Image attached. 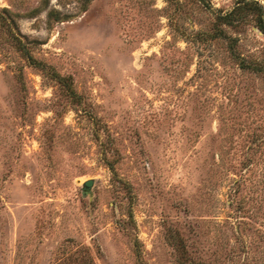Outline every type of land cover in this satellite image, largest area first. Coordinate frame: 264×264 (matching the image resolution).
<instances>
[{
    "label": "rangeland",
    "instance_id": "1",
    "mask_svg": "<svg viewBox=\"0 0 264 264\" xmlns=\"http://www.w3.org/2000/svg\"><path fill=\"white\" fill-rule=\"evenodd\" d=\"M249 2L0 0V264H264Z\"/></svg>",
    "mask_w": 264,
    "mask_h": 264
},
{
    "label": "trees",
    "instance_id": "2",
    "mask_svg": "<svg viewBox=\"0 0 264 264\" xmlns=\"http://www.w3.org/2000/svg\"><path fill=\"white\" fill-rule=\"evenodd\" d=\"M249 5L255 7L258 10L257 14L259 16L256 18V26L264 34V20L262 18H260V11H259L260 10V6H258L256 4V2H249ZM232 12H233V10L230 11L228 14H226L225 17H227V15L231 14Z\"/></svg>",
    "mask_w": 264,
    "mask_h": 264
},
{
    "label": "water",
    "instance_id": "3",
    "mask_svg": "<svg viewBox=\"0 0 264 264\" xmlns=\"http://www.w3.org/2000/svg\"><path fill=\"white\" fill-rule=\"evenodd\" d=\"M93 180L87 179L82 183V193L86 194V192L89 190V188L92 186Z\"/></svg>",
    "mask_w": 264,
    "mask_h": 264
}]
</instances>
